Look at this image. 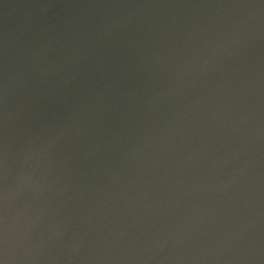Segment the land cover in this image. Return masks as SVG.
Instances as JSON below:
<instances>
[{"label":"water","instance_id":"water-1","mask_svg":"<svg viewBox=\"0 0 264 264\" xmlns=\"http://www.w3.org/2000/svg\"><path fill=\"white\" fill-rule=\"evenodd\" d=\"M0 264H264V0H0Z\"/></svg>","mask_w":264,"mask_h":264}]
</instances>
